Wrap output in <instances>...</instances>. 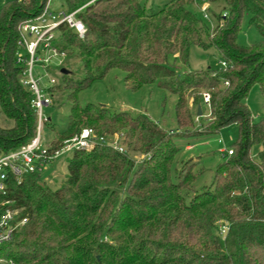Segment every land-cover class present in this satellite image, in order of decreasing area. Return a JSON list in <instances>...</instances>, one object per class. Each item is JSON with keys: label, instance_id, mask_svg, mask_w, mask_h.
<instances>
[{"label": "trees", "instance_id": "1", "mask_svg": "<svg viewBox=\"0 0 264 264\" xmlns=\"http://www.w3.org/2000/svg\"><path fill=\"white\" fill-rule=\"evenodd\" d=\"M49 1L10 0L0 11L4 152L37 133L34 95L21 82L16 54L21 25L41 14ZM63 3L66 12L83 7L78 17L86 32L81 38L61 24L52 42L65 56L50 92L68 90L70 109L49 145L57 148L87 127L98 136L119 132L126 146L135 143L132 148L150 158L136 163L128 149L97 142L92 149L72 152L57 187L40 172L20 183L10 180L8 198L27 222L0 246V264H264V115L254 121L244 103L255 84L264 94V0H171L150 11L140 0ZM204 3L212 26L190 9ZM246 14L261 36L251 46L237 42ZM194 45L215 47L224 69L182 71ZM114 68L125 72L130 89L154 84L175 95L177 131L144 114L81 105L79 93ZM203 92L210 95L209 106ZM204 105L207 123L197 128L195 117L203 115ZM231 124L239 127L233 153L221 152L209 184L197 187L207 172L201 160L191 158L172 174L181 148L174 134L197 138ZM254 145L261 146L257 157L251 155ZM222 224L228 227L224 235Z\"/></svg>", "mask_w": 264, "mask_h": 264}, {"label": "rangeland", "instance_id": "2", "mask_svg": "<svg viewBox=\"0 0 264 264\" xmlns=\"http://www.w3.org/2000/svg\"><path fill=\"white\" fill-rule=\"evenodd\" d=\"M10 0H0V11L2 7ZM145 2L148 11L164 7L171 0H140ZM203 6L208 7V3L203 5H191L190 9L196 12L199 18L212 26L211 18H206L202 10ZM48 8L51 12H59L66 9L63 0H50ZM83 8V7H82ZM81 8V9H82ZM212 8L218 12L219 7L213 5ZM79 9V8H78ZM250 16L246 14L241 22V29L237 35V42L240 45H255L261 40L259 32L250 25ZM215 24H213L214 26ZM48 52H42L41 56H48ZM61 57H54L49 63V69H45L41 64L34 66V76L40 77V88L50 86L49 76L56 77V81L60 80L58 68L62 63ZM182 71L192 70H221L224 69L223 57L215 48L204 49L199 46H192L190 49L189 66H181ZM53 71V72H52ZM69 91L61 90L51 92L52 103L50 106L43 108V115L50 118V123L44 125L40 135L44 145L51 144L54 138V129H62L68 120L70 103L66 101ZM49 96V95H48ZM81 105L94 103L103 105L111 110H126L132 115L144 114L152 121L159 123L167 131H177L178 124L176 121L175 104L177 97L171 93L160 89L154 84L144 85L138 89H130L125 82V72L121 69H111L106 73L104 78L98 79L93 84L79 93ZM191 101V100H190ZM244 103L249 108L254 121H259L264 115V94L260 91L257 84L253 85ZM192 104V101L190 102ZM196 106H192L191 110L194 113ZM209 115V108L203 106V115L195 117V125L199 128L200 124L207 123L206 118ZM4 120L0 106V122ZM8 123H11L10 121ZM87 128V127H86ZM106 141L115 143V148L119 150H129V155L132 156L136 163H141L144 159H149L150 154L144 153L138 149H133L132 146H126L124 143L125 136L119 132L106 133L103 135ZM239 136V127L236 124H231L220 129V131L212 134L201 135L197 138H187L174 134V139L180 150L175 154L172 164V174L180 169L183 162L193 158L194 161H202V165L207 168V172L197 181V187L200 188L205 184H209L214 170L222 161V150H228L237 141ZM260 145H254L251 148V155L258 156ZM72 152H63L61 156L55 160L48 169L43 172L45 182L50 186L57 187L63 181L67 174V159ZM201 166V165H200ZM204 170L203 167H200Z\"/></svg>", "mask_w": 264, "mask_h": 264}, {"label": "built area", "instance_id": "3", "mask_svg": "<svg viewBox=\"0 0 264 264\" xmlns=\"http://www.w3.org/2000/svg\"><path fill=\"white\" fill-rule=\"evenodd\" d=\"M206 8L207 6H203L202 10L205 12V17L208 18ZM80 10L81 8L71 12L65 10L51 12L47 7L33 20L20 27L19 50L16 54L17 63L23 67L21 82L33 92L32 106L38 115V126L35 137L27 144L9 152H4L0 148V246L11 240L16 231L27 222V217H20V209L13 206V201L8 198L10 180L20 183L27 174L45 172L63 152L89 150L97 142L109 144L114 148L116 146L115 143L106 141L104 136H98L92 128H83L72 138L64 140L57 148L44 145L41 139L40 133L48 121V118L43 115V108L51 105L50 88L57 81L56 77L49 76L50 86L41 89V78L34 76V66L41 64L48 71L52 58H64L65 54L58 52L52 46L59 25L65 24L79 37H84L86 27L78 17ZM42 52L49 54L43 57L41 56ZM225 64L223 62V65ZM202 96L204 103L209 106V93L203 92ZM221 152H228L229 155L233 153L231 149ZM227 228V225H220V234L224 235Z\"/></svg>", "mask_w": 264, "mask_h": 264}, {"label": "water", "instance_id": "4", "mask_svg": "<svg viewBox=\"0 0 264 264\" xmlns=\"http://www.w3.org/2000/svg\"><path fill=\"white\" fill-rule=\"evenodd\" d=\"M62 72H64V73H67V70L66 69H62ZM199 115H201V108L199 107Z\"/></svg>", "mask_w": 264, "mask_h": 264}]
</instances>
